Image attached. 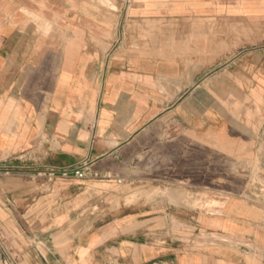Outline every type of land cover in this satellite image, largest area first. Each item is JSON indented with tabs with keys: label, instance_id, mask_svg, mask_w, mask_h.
I'll list each match as a JSON object with an SVG mask.
<instances>
[{
	"label": "crops",
	"instance_id": "crops-1",
	"mask_svg": "<svg viewBox=\"0 0 264 264\" xmlns=\"http://www.w3.org/2000/svg\"><path fill=\"white\" fill-rule=\"evenodd\" d=\"M110 1L0 0V264H264V0Z\"/></svg>",
	"mask_w": 264,
	"mask_h": 264
},
{
	"label": "built area",
	"instance_id": "built-area-1",
	"mask_svg": "<svg viewBox=\"0 0 264 264\" xmlns=\"http://www.w3.org/2000/svg\"><path fill=\"white\" fill-rule=\"evenodd\" d=\"M62 175V176H76L78 178H84L87 175V172H85L82 168L79 167H68L61 169L58 173L57 172H51L50 175Z\"/></svg>",
	"mask_w": 264,
	"mask_h": 264
},
{
	"label": "rangeland",
	"instance_id": "rangeland-1",
	"mask_svg": "<svg viewBox=\"0 0 264 264\" xmlns=\"http://www.w3.org/2000/svg\"><path fill=\"white\" fill-rule=\"evenodd\" d=\"M102 4H108V5H110L112 2L110 1V0H99ZM199 202V204H198V207H200V208H205V207H210L211 205H213V206H216V205H219V206H221L222 204L220 203V202H216V201H213L212 202V204L210 205H206V203L205 202H203V201H198Z\"/></svg>",
	"mask_w": 264,
	"mask_h": 264
}]
</instances>
